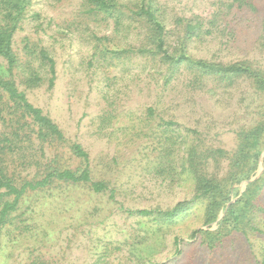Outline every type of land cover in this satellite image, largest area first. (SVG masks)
Returning <instances> with one entry per match:
<instances>
[{
  "label": "rangeland",
  "instance_id": "1",
  "mask_svg": "<svg viewBox=\"0 0 264 264\" xmlns=\"http://www.w3.org/2000/svg\"><path fill=\"white\" fill-rule=\"evenodd\" d=\"M153 1L173 45L182 34L177 18L201 21L210 32L187 43L191 56L223 63L248 61L264 70V0H245L240 6H230L233 0ZM33 13L40 17L33 18ZM82 14L80 0H31L13 49L24 60V38L48 48L55 61L54 85L50 89L44 82L25 88L26 96L67 138L89 152L92 176L109 182L114 199L108 192L97 194L81 186L29 196L18 211H25L26 229L7 226L0 238V264H24L31 250L57 264H93L103 255L121 264L128 262L131 251L146 259L145 264H260L264 234L249 240L240 235L214 249H207L198 235L190 237L204 227L203 202L163 226L129 218L123 208L167 209L190 198L194 182L181 170L185 146L199 136L210 146L233 149L235 131L253 121L261 97L243 79L232 85L208 79L202 88H191L184 73L165 84L163 72L140 58L117 60L108 54L99 58L80 25ZM88 28L107 36L110 46L126 47L129 42L136 46L141 39L138 30H115L111 21H88ZM5 67L0 57V72ZM148 107L154 108L151 116ZM160 117L175 120L167 128L178 138L168 156L174 176L158 172L164 159L157 142L165 129ZM263 169L260 165L258 171ZM145 235L149 241L133 250V238ZM107 241H125V246L105 252Z\"/></svg>",
  "mask_w": 264,
  "mask_h": 264
},
{
  "label": "trees",
  "instance_id": "2",
  "mask_svg": "<svg viewBox=\"0 0 264 264\" xmlns=\"http://www.w3.org/2000/svg\"><path fill=\"white\" fill-rule=\"evenodd\" d=\"M245 2L233 0L229 5L240 6ZM30 3L31 0H0V57L6 62L4 72H0V238L7 226L26 229L22 218L25 211H18L33 194L56 187L81 186L97 194L108 192L112 200L115 195L107 180L92 176L89 152L82 144L67 138L59 125L26 96L25 88L47 82L51 89L56 78L55 61L46 46L24 38V60L13 49L14 35L26 18ZM80 6L84 11L80 25L88 31L91 48L99 58H104V54L117 60L140 58L163 72L165 84L184 73L190 78L187 86L191 88H202L208 79L224 85L243 79L261 97L253 121L235 131L233 149L210 146L199 136H193V141L185 146L181 170L190 174L194 182L190 198L167 209L123 208V212L129 218L146 219L163 226L177 221L194 204L203 202L204 227L193 230L190 237L198 235L207 249L226 245L240 235L249 240L264 234V169L258 171L260 165L264 166V70L248 61L223 63L191 56L187 43L193 38L200 39L203 32H210L202 28L201 21L177 18L182 34L173 45L153 0H80ZM32 17L39 18L40 14L33 13ZM88 21L105 24L111 21L115 30L136 29L141 39L136 46L130 42L126 47L110 46L107 36H99L96 30L88 28ZM147 112L151 116L155 111L148 107ZM160 119L165 129L159 133L157 142L164 159L158 172L174 176L176 170L168 156L178 138L167 128L175 120ZM64 147L66 152L62 151ZM74 160L78 162L72 166ZM149 238L134 237L132 249L137 250ZM124 242L107 241L103 248L105 252L109 248L121 251ZM130 255L128 262L121 264H145L146 259L139 253L131 251ZM103 256H97L93 264H113L107 259L109 256ZM24 264L57 262L31 250ZM260 264H264V259Z\"/></svg>",
  "mask_w": 264,
  "mask_h": 264
},
{
  "label": "water",
  "instance_id": "3",
  "mask_svg": "<svg viewBox=\"0 0 264 264\" xmlns=\"http://www.w3.org/2000/svg\"><path fill=\"white\" fill-rule=\"evenodd\" d=\"M262 154L264 155V150H263Z\"/></svg>",
  "mask_w": 264,
  "mask_h": 264
}]
</instances>
